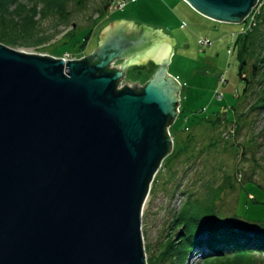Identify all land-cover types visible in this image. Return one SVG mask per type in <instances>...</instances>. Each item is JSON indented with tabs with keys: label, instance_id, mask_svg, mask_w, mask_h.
<instances>
[{
	"label": "water",
	"instance_id": "95a60500",
	"mask_svg": "<svg viewBox=\"0 0 264 264\" xmlns=\"http://www.w3.org/2000/svg\"><path fill=\"white\" fill-rule=\"evenodd\" d=\"M184 1L243 24L258 0ZM98 38L80 60L0 43V264H148L142 216L174 147L177 42L134 20ZM150 59L159 68L147 83L126 81Z\"/></svg>",
	"mask_w": 264,
	"mask_h": 264
},
{
	"label": "rangeland",
	"instance_id": "374dc122",
	"mask_svg": "<svg viewBox=\"0 0 264 264\" xmlns=\"http://www.w3.org/2000/svg\"><path fill=\"white\" fill-rule=\"evenodd\" d=\"M18 1L46 11L43 0ZM81 1L80 5L68 3L66 20L56 12L43 14L41 19L39 15L40 42L30 39L10 48L80 60L98 48L100 31L113 21L134 20L151 26L170 23L179 45L168 72L182 85L181 105L169 128L173 151L162 164L142 216L147 261L222 264L232 260V255L205 257L197 247L188 251L191 228L176 218L183 211L197 215L209 207L216 214H236L247 223L264 221V109L257 107L264 100V0L243 24L208 19L184 0L189 7L183 5L177 20L170 15L173 10L178 12L172 0H119L103 20L97 18L102 0ZM120 1L125 3L122 9ZM90 32L89 42L83 43ZM244 39L248 50L241 56ZM242 59L247 61L248 82L239 75ZM158 68L151 59L146 66H132L126 81L143 86ZM247 260L264 264V254H250L238 264Z\"/></svg>",
	"mask_w": 264,
	"mask_h": 264
},
{
	"label": "trees",
	"instance_id": "16d2710c",
	"mask_svg": "<svg viewBox=\"0 0 264 264\" xmlns=\"http://www.w3.org/2000/svg\"><path fill=\"white\" fill-rule=\"evenodd\" d=\"M116 1L117 0H102V9H100V14L97 18H103L104 20L110 7ZM43 2L46 9L45 13L39 12L37 6L30 8L18 0H0V43L14 48L23 43V41H28L30 39H37V42H40V40L43 39L38 34L40 29L38 26L42 16L45 17L43 14L56 12L60 15V19L66 20L68 14L66 13L65 7L68 3L72 2L80 5L82 1L43 0ZM39 15H41L40 19H38ZM92 33L93 32L87 34L83 43L87 44L89 42ZM74 36L75 34H72L70 38L72 39ZM244 38L247 39L248 36ZM240 39L241 37H239V40ZM246 39H244L245 44L244 49L241 51V56L247 53L248 50ZM246 66L247 61L242 59L239 75L248 82L244 72ZM254 67L257 68L256 65H254ZM245 92H247V87L245 88ZM258 106L264 109V100L261 102L258 101L257 107ZM158 174L153 181L150 195L155 189ZM176 221L181 223V225L187 222L188 225L185 227L191 228L190 235L187 237L188 251L197 247L199 250L205 252V257L234 256L232 260L222 262V264H238V261H242L243 259L245 261V259H248V255L250 254H264V221L258 224L247 223L240 220L236 214H216V212L209 207L203 208L202 213L197 215H187L186 212L183 211V213L176 218ZM184 231V228H182V234ZM148 261L150 260L148 259ZM149 264H152V262H149ZM245 264L251 263H248L247 260Z\"/></svg>",
	"mask_w": 264,
	"mask_h": 264
},
{
	"label": "crops",
	"instance_id": "0c3cea01",
	"mask_svg": "<svg viewBox=\"0 0 264 264\" xmlns=\"http://www.w3.org/2000/svg\"><path fill=\"white\" fill-rule=\"evenodd\" d=\"M173 1V3H174V7H175V9L178 11V12H174V10H173V12H171V18H174V19H178V13L181 11V9L183 8V5H186L187 7H189L186 3H184V1L183 0H172ZM155 26H157V29H159V26H161V27H163L164 28V32L165 33H169L174 39H175V41L177 42V44H176V46L174 47V49H176V51H177V48H178V45H179V42H178V40H177V38L176 37H174V35H172V29H174V28H172V25L169 23V24H163V25H161V24H158V25H156L155 24ZM176 51L173 53V55L176 53Z\"/></svg>",
	"mask_w": 264,
	"mask_h": 264
},
{
	"label": "built area",
	"instance_id": "2783aa9c",
	"mask_svg": "<svg viewBox=\"0 0 264 264\" xmlns=\"http://www.w3.org/2000/svg\"><path fill=\"white\" fill-rule=\"evenodd\" d=\"M117 1H119V0H117ZM117 1H116V2H117ZM260 1H261V0H258V1H257L256 6L253 8V10H252V12L250 13V15L248 16V18H250V16H251V15L254 13V11L257 9L258 5L260 4ZM116 2H115V3H116ZM117 3H118V2H117ZM117 3H116V4H117ZM124 5H125V3H124ZM124 5H123V3L120 1V3H119L120 9H122V8L124 7ZM114 6H115V4L113 3L112 6L110 7V9L113 10V9H114ZM248 18H247V19H248ZM207 43H208V42L206 41V43H203V44L205 45V44H207ZM65 60H73V59H65Z\"/></svg>",
	"mask_w": 264,
	"mask_h": 264
}]
</instances>
